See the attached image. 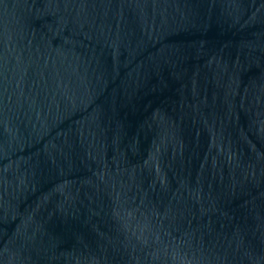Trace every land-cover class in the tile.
I'll return each mask as SVG.
<instances>
[{"label":"water","instance_id":"95a60500","mask_svg":"<svg viewBox=\"0 0 264 264\" xmlns=\"http://www.w3.org/2000/svg\"><path fill=\"white\" fill-rule=\"evenodd\" d=\"M0 264H264V0H0Z\"/></svg>","mask_w":264,"mask_h":264}]
</instances>
